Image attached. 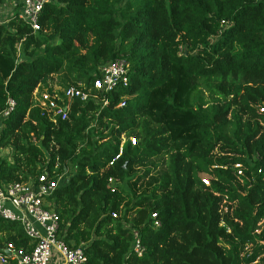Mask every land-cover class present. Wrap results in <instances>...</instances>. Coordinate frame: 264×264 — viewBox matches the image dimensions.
Here are the masks:
<instances>
[{"label":"trees","instance_id":"1","mask_svg":"<svg viewBox=\"0 0 264 264\" xmlns=\"http://www.w3.org/2000/svg\"><path fill=\"white\" fill-rule=\"evenodd\" d=\"M38 23L0 22V113L15 104L1 120L0 184L67 170L48 202L59 238L83 244L82 264H264V233L253 234L264 217V0H47ZM116 59L126 85L72 99L66 119L34 102L53 76L88 86ZM10 244L32 241L0 217V253L15 264Z\"/></svg>","mask_w":264,"mask_h":264},{"label":"built area","instance_id":"2","mask_svg":"<svg viewBox=\"0 0 264 264\" xmlns=\"http://www.w3.org/2000/svg\"><path fill=\"white\" fill-rule=\"evenodd\" d=\"M46 1L15 0L12 4H18V7L5 10L3 14L2 11L7 6L5 3L0 7V22L5 21L7 16L16 13L17 18L27 23L33 31H39L38 18ZM127 73V62L123 59H116L100 66L97 76L90 81V85L78 82L76 85L64 87L50 85V88L36 89L33 93L34 102L51 122L56 123L57 120L67 118L72 99L81 101L95 99L97 95L94 92L104 94L112 90L117 83L126 85ZM102 103L103 105L107 104V100L103 98ZM120 104L123 105V103ZM14 106L13 99L8 98L5 108L0 113V126L1 120L12 112ZM258 110L264 112V105H259ZM130 141L132 144L135 143L133 137L130 138ZM117 157L118 155L114 159ZM112 163L113 161L109 162V165ZM234 168L237 178H240L243 172L242 165L235 164ZM67 172V170H62L56 177H53L49 176L48 170L44 168L36 182L22 181L6 185L0 184V217L18 223L24 234L32 241V246L29 249L23 247L15 249L11 244L3 249L4 253L14 257L15 264H82L86 261L83 244L71 247L59 238V217L48 202V198L52 196L55 188L60 183L67 181ZM108 183L114 184L115 180L109 178ZM203 183L208 185V180L204 179ZM224 202L225 200H223ZM112 215L115 214L112 213ZM262 233H264V217L256 221L253 230V234L257 236ZM144 250L139 232L135 230L132 251L137 256H141ZM0 264H6L3 253H0Z\"/></svg>","mask_w":264,"mask_h":264},{"label":"rangeland","instance_id":"3","mask_svg":"<svg viewBox=\"0 0 264 264\" xmlns=\"http://www.w3.org/2000/svg\"><path fill=\"white\" fill-rule=\"evenodd\" d=\"M15 0H10L8 3H7V6L5 7V9H3V11H2V13L4 14V12H5V10H10V8H12L13 9V7L12 6H9V5H11L13 2H14ZM13 5V4H12ZM1 17H2V15H1ZM52 80H51V85H58V82H60V80H59V78H57L56 76H53L52 78H51ZM9 152H10V150H9V148H6V149H3V150H1L0 151V154L2 155V156H8L9 155ZM67 169H68V167H67ZM69 170V169H68Z\"/></svg>","mask_w":264,"mask_h":264}]
</instances>
